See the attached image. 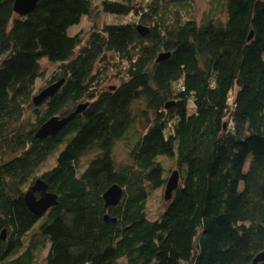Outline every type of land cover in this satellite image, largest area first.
<instances>
[{
    "label": "trees",
    "instance_id": "1",
    "mask_svg": "<svg viewBox=\"0 0 264 264\" xmlns=\"http://www.w3.org/2000/svg\"><path fill=\"white\" fill-rule=\"evenodd\" d=\"M214 1L197 19L192 0H38L24 16L0 0V264H252L264 251V0ZM98 12L128 19L68 33ZM108 55L119 82L103 86ZM44 59L58 64L48 86L62 83L35 105ZM160 158L178 187L151 220ZM36 178L57 195L41 216L24 202ZM114 184L122 197L105 207Z\"/></svg>",
    "mask_w": 264,
    "mask_h": 264
},
{
    "label": "water",
    "instance_id": "2",
    "mask_svg": "<svg viewBox=\"0 0 264 264\" xmlns=\"http://www.w3.org/2000/svg\"><path fill=\"white\" fill-rule=\"evenodd\" d=\"M38 0H14L13 9L14 12L20 16H24L31 12ZM138 32L145 36L148 32L146 27L137 26ZM252 37L250 33L249 39ZM168 57V53L160 54L157 58V61L164 60ZM62 82H57L52 84L42 91H40L36 96L33 97V103L39 105L46 98L51 96L57 88L61 85ZM169 105V104H168ZM166 105V106H168ZM87 106V103L79 104L76 109L65 117L54 116L45 121L36 131L35 137L43 139L49 136H55L65 125L69 122L75 115L81 113ZM178 172L173 171L169 178L166 181L164 187L163 199L164 201H169L172 197L173 192L178 187ZM122 188L116 184L110 186L103 194L102 198L104 201V206H115L122 197ZM24 202L28 210L35 216L43 215L50 207L54 206L57 203V195L51 192H48L46 183L40 179L36 178L34 182L28 186L24 192ZM105 221L115 222L114 218L109 219L106 215L104 217ZM1 238L5 239V230L1 233ZM264 262V251L258 253L252 261V264H259Z\"/></svg>",
    "mask_w": 264,
    "mask_h": 264
},
{
    "label": "rangeland",
    "instance_id": "3",
    "mask_svg": "<svg viewBox=\"0 0 264 264\" xmlns=\"http://www.w3.org/2000/svg\"><path fill=\"white\" fill-rule=\"evenodd\" d=\"M218 3L214 0H192L191 3V13L195 15L197 19H200L203 15L208 13L211 9H214V11H217ZM127 20L128 18H124L122 16L118 15H110V14H103V13H97L94 18H88L83 17L79 24L72 26L68 29V33L75 34L77 32H81L84 36L87 35V33L95 26L96 28H99L100 26L104 24H114L118 23L121 20ZM108 57V66L109 68L106 70V76L103 81V86H112L114 84H118V80L116 79V75L118 73L117 68L120 66H117L118 59L116 57ZM42 68L46 71L45 76L43 78H39L36 80L35 84V92L39 93L42 89L48 86V80L51 78L54 71L57 69L58 64H51L47 62V60L41 61ZM188 112L193 111V105L191 101L187 103ZM28 116V115H27ZM33 117H31V120ZM56 155V154H55ZM55 155L54 157L48 158V160L45 162V164L41 168V172L44 170H47L51 168L54 165L55 162ZM91 156V154H90ZM89 156L84 158L82 160L83 163H85L88 160ZM113 158L116 164L122 165L126 164L127 159V152L124 147L123 142H118L115 144L113 148ZM160 160L163 162V166L167 171V178L171 175L173 171H175V167L173 165V162L171 160H167L164 158H160ZM249 163V159H247L245 163L244 169L246 170ZM164 194V188L157 189L153 191L148 200H147V214L148 217L151 220L157 219L160 212L163 210V208L166 205V202L163 199Z\"/></svg>",
    "mask_w": 264,
    "mask_h": 264
}]
</instances>
